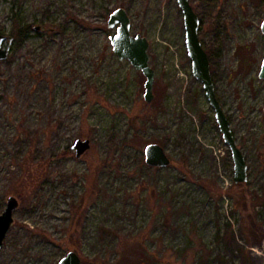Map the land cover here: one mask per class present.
<instances>
[{
	"label": "rangeland",
	"instance_id": "1",
	"mask_svg": "<svg viewBox=\"0 0 264 264\" xmlns=\"http://www.w3.org/2000/svg\"><path fill=\"white\" fill-rule=\"evenodd\" d=\"M189 3L242 184L192 75L177 0H0V33L14 38L0 61V213L18 202L0 264L70 251L81 264H264V0ZM118 8L149 42L150 102L144 75L112 51ZM18 23L31 25L21 41ZM77 139L90 142L79 158ZM148 144L167 167L145 163Z\"/></svg>",
	"mask_w": 264,
	"mask_h": 264
},
{
	"label": "water",
	"instance_id": "2",
	"mask_svg": "<svg viewBox=\"0 0 264 264\" xmlns=\"http://www.w3.org/2000/svg\"><path fill=\"white\" fill-rule=\"evenodd\" d=\"M183 15L185 30V47L191 60L192 75L202 84L205 97L213 108L214 117L223 141L227 144L233 161L234 183L242 184L248 180V168L243 153L237 146L232 133L230 123L216 97L212 82L208 55L199 40L200 19L194 12L189 0H177ZM107 27L115 29V33L109 37L113 53L118 60H127L136 70L145 77L144 100L150 102L153 99V84L155 73L149 65V42L140 34L133 35L131 32V20L123 8L114 10L107 21ZM261 32L264 34V20L261 23ZM13 43V37L0 33V61L7 59ZM259 78L264 79V56L261 62ZM75 156L79 158L90 148L89 140L77 139L72 145ZM145 163L150 167H167L170 159L164 149L158 144H148L144 149ZM18 206L14 197H9L6 206L0 213V251L7 231L13 224V212ZM59 264H81L80 258L73 251L68 252L59 261Z\"/></svg>",
	"mask_w": 264,
	"mask_h": 264
},
{
	"label": "trees",
	"instance_id": "3",
	"mask_svg": "<svg viewBox=\"0 0 264 264\" xmlns=\"http://www.w3.org/2000/svg\"><path fill=\"white\" fill-rule=\"evenodd\" d=\"M16 25H17V28L14 31L15 40L16 41H21V40L25 39L28 36L29 32L31 31V25H29V24H21V23H18ZM243 225L244 226H252V222H251V220H245Z\"/></svg>",
	"mask_w": 264,
	"mask_h": 264
},
{
	"label": "flooded vegetation",
	"instance_id": "4",
	"mask_svg": "<svg viewBox=\"0 0 264 264\" xmlns=\"http://www.w3.org/2000/svg\"><path fill=\"white\" fill-rule=\"evenodd\" d=\"M13 42H14V38H13ZM12 45H13V43H12ZM12 47V46H11ZM10 51H11V49H10ZM9 56V55H8ZM8 58V57H7Z\"/></svg>",
	"mask_w": 264,
	"mask_h": 264
}]
</instances>
